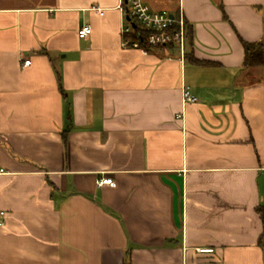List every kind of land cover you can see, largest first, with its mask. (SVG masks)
Listing matches in <instances>:
<instances>
[{"label": "crops", "instance_id": "crops-1", "mask_svg": "<svg viewBox=\"0 0 264 264\" xmlns=\"http://www.w3.org/2000/svg\"><path fill=\"white\" fill-rule=\"evenodd\" d=\"M128 1L0 0V264H264V0H141L184 56Z\"/></svg>", "mask_w": 264, "mask_h": 264}, {"label": "built area", "instance_id": "built-area-1", "mask_svg": "<svg viewBox=\"0 0 264 264\" xmlns=\"http://www.w3.org/2000/svg\"><path fill=\"white\" fill-rule=\"evenodd\" d=\"M127 19L126 25L122 29L123 41L122 46L125 48L141 49L146 51L142 44L149 47H173L179 50L181 56H184L185 45L187 40V25L183 14L169 15L154 12L148 5L141 0H131L127 6L122 8ZM139 28L144 36L138 40H133L129 35L135 33ZM92 33L90 26H84L78 32L80 38H86ZM30 60L24 61V66L30 65ZM183 98L187 103H196L198 100L188 90L183 91ZM3 172V170H1ZM99 185L115 186L112 179H101ZM6 213L0 212V225L5 223ZM201 252H212V249L202 250Z\"/></svg>", "mask_w": 264, "mask_h": 264}, {"label": "trees", "instance_id": "trees-1", "mask_svg": "<svg viewBox=\"0 0 264 264\" xmlns=\"http://www.w3.org/2000/svg\"><path fill=\"white\" fill-rule=\"evenodd\" d=\"M187 25V24H186ZM144 36V33L140 31L139 28L135 30V33L129 35L130 38L133 40H138L140 37ZM193 31L190 26L187 25V39L189 42L192 40ZM243 47H244V66L245 67H261L264 65V40L258 41V42H245L242 41ZM143 48L146 51H152L164 47H158V48H152L146 45L145 43L142 44ZM65 133H63V139H65ZM126 264H129L127 261Z\"/></svg>", "mask_w": 264, "mask_h": 264}, {"label": "water", "instance_id": "water-1", "mask_svg": "<svg viewBox=\"0 0 264 264\" xmlns=\"http://www.w3.org/2000/svg\"><path fill=\"white\" fill-rule=\"evenodd\" d=\"M127 19H128V20H130V18H129V17H128Z\"/></svg>", "mask_w": 264, "mask_h": 264}]
</instances>
